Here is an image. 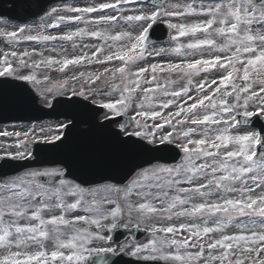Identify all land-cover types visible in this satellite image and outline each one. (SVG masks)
Instances as JSON below:
<instances>
[{
    "label": "snow or ice",
    "instance_id": "6c2138e0",
    "mask_svg": "<svg viewBox=\"0 0 264 264\" xmlns=\"http://www.w3.org/2000/svg\"><path fill=\"white\" fill-rule=\"evenodd\" d=\"M0 45V87L68 109L0 130L33 161L0 174V264H264V0L51 7ZM93 129L112 150L68 151Z\"/></svg>",
    "mask_w": 264,
    "mask_h": 264
},
{
    "label": "water",
    "instance_id": "95a60500",
    "mask_svg": "<svg viewBox=\"0 0 264 264\" xmlns=\"http://www.w3.org/2000/svg\"><path fill=\"white\" fill-rule=\"evenodd\" d=\"M59 0H0V16H4L8 19H15L18 21H30L47 11L48 7ZM16 2L18 4L25 5L24 7H18L13 9L12 7H4L6 3ZM156 40H162L166 37V31L158 29L154 33ZM152 42V41H150ZM4 78H0L3 81ZM32 91L26 86L25 83L20 81H9V86L0 87V123H7L11 121H29L39 120L43 118H59L63 117L58 113L51 112L52 110H45L37 106L38 97L32 95V100L26 102L23 93ZM61 111H68L66 106H61ZM98 121V116L96 117ZM85 125L79 126V132L85 131ZM79 132L73 131L71 144L68 151L72 150H112V146L104 138L102 133L93 129L87 138L81 137ZM42 147L36 146L37 149ZM152 155L160 157L162 160H170L171 156L166 153H153ZM150 158V157H145ZM33 161H7L0 166V174L13 172L16 168L21 167L24 164H31ZM141 236V235H139ZM127 259V258H125Z\"/></svg>",
    "mask_w": 264,
    "mask_h": 264
},
{
    "label": "rangeland",
    "instance_id": "374dc122",
    "mask_svg": "<svg viewBox=\"0 0 264 264\" xmlns=\"http://www.w3.org/2000/svg\"><path fill=\"white\" fill-rule=\"evenodd\" d=\"M87 3H91V2H87V1L81 0V1H78V2H75V3H71V4L70 3L64 4V5L56 4V5L51 6V7H62V6H72V5H81L82 6V5L87 4ZM51 7L49 8L48 11H50ZM38 22H39V18L34 20V21H32V22H28V23H20V22H16V21H8V20H6L4 18H0V28H8L9 30H11L13 27H16V26L22 25V24H27L29 26L35 27V24L38 23ZM80 26L83 27L84 25L81 24ZM64 30H67V29H64ZM48 31L54 33L57 30L56 29H49ZM52 43H58V42H52ZM151 46H152V48L167 47L168 46V37L166 36V39L163 42H161V43L160 42L151 43ZM0 47H3V45H0ZM32 47H36L37 49H39L41 47V45L35 44V42H29V41L22 42L19 45V49L21 51L24 48L31 49ZM67 50H68V54H72V48H71L70 44L67 45ZM47 54L48 53L46 52L45 55H47ZM53 55H55V53H53ZM39 74L40 73L38 72V75ZM52 75L55 77V76H59L60 74L52 73ZM28 87H30L33 90V92H34V89H33L31 84H28ZM39 103H41L40 102V98H39ZM58 121H63V120H58ZM58 121H47L46 120V121H42V122H38V123H11V124H8V125H5V126H0V130H5V129L8 130V131H13L14 129L15 130H27L29 127H35L37 125H40V126H43V127H51L53 129H55L56 124H57ZM5 139L6 138L0 137V141L5 140ZM10 150L11 151H15L16 149L13 147Z\"/></svg>",
    "mask_w": 264,
    "mask_h": 264
},
{
    "label": "bare ground",
    "instance_id": "6f19581e",
    "mask_svg": "<svg viewBox=\"0 0 264 264\" xmlns=\"http://www.w3.org/2000/svg\"><path fill=\"white\" fill-rule=\"evenodd\" d=\"M84 1H87V2H93V0H84Z\"/></svg>",
    "mask_w": 264,
    "mask_h": 264
}]
</instances>
